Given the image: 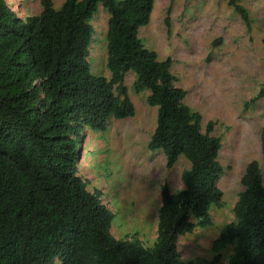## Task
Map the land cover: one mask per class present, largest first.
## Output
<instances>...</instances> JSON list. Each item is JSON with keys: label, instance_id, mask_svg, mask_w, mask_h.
I'll return each mask as SVG.
<instances>
[{"label": "trees", "instance_id": "1", "mask_svg": "<svg viewBox=\"0 0 264 264\" xmlns=\"http://www.w3.org/2000/svg\"><path fill=\"white\" fill-rule=\"evenodd\" d=\"M40 5L39 15L22 20L0 0V264H205L182 263L177 242L212 226L211 212L223 207L221 140L211 135V122L203 132L200 114L184 103L186 91L176 86L171 60H159L139 37L153 0ZM227 5L250 30L242 0ZM99 6L108 14V79L93 75L87 62ZM128 73L134 93L148 91L146 103L157 111L148 149L161 151L168 169L181 158L188 163L180 190L160 188L151 248L136 237L112 236L113 214L79 174L84 130L103 133L112 121L134 116L124 86ZM256 99L264 100V83ZM240 184L233 220L211 243L208 264L227 250V264H264V177L256 160L245 166Z\"/></svg>", "mask_w": 264, "mask_h": 264}, {"label": "rangeland", "instance_id": "2", "mask_svg": "<svg viewBox=\"0 0 264 264\" xmlns=\"http://www.w3.org/2000/svg\"><path fill=\"white\" fill-rule=\"evenodd\" d=\"M63 1L52 0L54 8ZM7 3L22 20L41 12L40 0ZM242 3L250 14V30L228 7L227 0H153L149 24L139 30L146 48L159 60H171L176 86L186 91L184 103L200 114L202 131L206 132L211 122V135L221 140L223 174L218 187L223 207L211 212L212 226L178 239L182 263L208 264L212 260L211 243L219 229L233 220L245 166L256 160L264 177V100L256 99L264 83V0ZM168 9L169 32L164 25ZM107 21V12L99 6L91 21L94 34L87 62L93 75L108 79ZM133 82L134 75L128 73L124 86L134 105V116L112 121L103 133L84 130L79 174L88 191L101 192L103 204L113 214L112 236L117 240L136 237L145 248H151L160 188L167 184L171 191L180 190V175L188 163L181 158L168 169L164 154L148 149L157 111L146 103L148 91L134 93ZM229 253L224 252L217 264H227Z\"/></svg>", "mask_w": 264, "mask_h": 264}, {"label": "water", "instance_id": "3", "mask_svg": "<svg viewBox=\"0 0 264 264\" xmlns=\"http://www.w3.org/2000/svg\"><path fill=\"white\" fill-rule=\"evenodd\" d=\"M80 157H81V152H80Z\"/></svg>", "mask_w": 264, "mask_h": 264}, {"label": "bare ground", "instance_id": "4", "mask_svg": "<svg viewBox=\"0 0 264 264\" xmlns=\"http://www.w3.org/2000/svg\"><path fill=\"white\" fill-rule=\"evenodd\" d=\"M83 157V156H82ZM81 162V161H80Z\"/></svg>", "mask_w": 264, "mask_h": 264}]
</instances>
